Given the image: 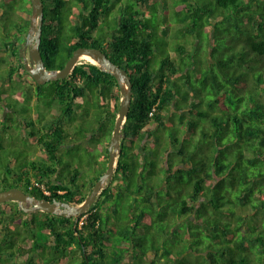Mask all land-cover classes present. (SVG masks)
I'll use <instances>...</instances> for the list:
<instances>
[{"label":"trees","instance_id":"trees-1","mask_svg":"<svg viewBox=\"0 0 264 264\" xmlns=\"http://www.w3.org/2000/svg\"><path fill=\"white\" fill-rule=\"evenodd\" d=\"M70 1L43 0V60L59 70L77 48L96 47L127 70L133 97L121 153L112 180L83 215L29 213L16 201L0 209V264H264V0H161L160 8L159 0ZM4 5L23 13L12 29L15 39L0 43V64L12 65L0 66V90L23 77L19 37L32 16L31 0H0ZM169 6L176 34L211 41L205 61L191 60L180 45L173 58L152 64L159 27L149 14L164 17L168 34ZM30 77L36 87L28 94L31 105L52 86L51 121L41 127L46 118L40 116L22 122L46 156L20 159L10 143L4 158L9 146L0 141V190L18 187L38 199L80 205L107 170L122 97L118 82L90 61L50 83ZM4 106L0 134L15 119ZM175 115L178 124H168ZM183 134L190 143L178 142ZM165 138H173L172 149L160 147ZM95 148L99 171L89 176L91 164L81 153ZM122 207L129 209L125 220ZM183 225L186 247L172 255L171 247L156 245L160 237L167 241L166 228L176 237ZM129 254L133 261L126 262Z\"/></svg>","mask_w":264,"mask_h":264},{"label":"rangeland","instance_id":"rangeland-1","mask_svg":"<svg viewBox=\"0 0 264 264\" xmlns=\"http://www.w3.org/2000/svg\"><path fill=\"white\" fill-rule=\"evenodd\" d=\"M74 0H71L70 3L73 4ZM161 0H159V2H156L157 7L160 8L163 6L164 2H162L161 5ZM168 2L171 4V2H173L172 0H168ZM169 11L168 14H166V20L167 22H171L169 24L170 27V32H168V34H166L163 31V27L164 26V17L160 14L155 15V11H152V13L149 14V16L155 20V23L158 25L159 30L158 33L156 35V39L154 40L156 42L155 44V53L153 55V59H152V64H154V66L159 67L162 59L165 56H170V57H174L177 54V48L180 45H183L186 47V50H188L190 53H187V57L191 58V60H199L201 62L205 61L204 60V56H206L207 53L210 52L209 49L212 48V44H210V40H206L208 39L207 36H204L202 39H198L190 34L188 35H184V33H178L176 34V29H177V25L176 22H174V20L176 19V16H174V12H173V8L171 6L168 7ZM167 9V10H168ZM162 10V8H161ZM17 14L19 15H15L14 11L12 10V7H9V5H4L2 7H0V43L3 45L5 43H7L8 41L14 40L15 39V33L16 30L12 31V29L15 27V20H20L21 19V14L23 13V9H16ZM32 17V16H31ZM171 18H174L173 20ZM23 21V20H22ZM21 21V22H22ZM103 29L105 30V32L107 34H111L113 32V30L109 27V26H105L103 27ZM30 30L27 29V33L24 36L25 33H21L22 35H20L19 39H22L21 41V46L23 47L26 44V40H27V36H28V32ZM26 31V30H25ZM23 31V32H25ZM157 32V31H156ZM23 37V38H22ZM205 40V41H204ZM224 40L225 39H221L218 41V49L219 50H223L224 49ZM202 41H204L202 43ZM200 44V45H198ZM198 46V47H197ZM11 51H7L6 50H2V54L1 56H5L7 58H11ZM16 59V58H15ZM190 60V59H189ZM190 60V61H191ZM262 60V59H261ZM10 61V60H9ZM86 61H82V63L87 62ZM24 63V62H23ZM10 64V63H9ZM15 64L17 65V61H15ZM1 69L6 70L9 66L12 65H8L6 66V64L2 63L0 64ZM19 74L23 75V77H19V80H16L13 86V89H4L6 91H8L9 93H12V97L9 93H0L2 95L1 97V101H0V118L2 119L4 117L5 114H7V111L5 110V106L6 104H9L12 107V112L14 113V121L11 122V128L8 130L2 129V133L0 134V141L1 142H6L8 143V149L5 150L3 152V156L4 158H6L8 156V152L9 150H11L10 147V143L12 144V150L13 153L16 154L15 156L19 157L20 159H25L29 156L30 159L33 158H42L45 157V152L43 151V149L41 148L40 145H38L37 141L35 140V138H33L31 135L32 133V128H27L24 127L22 125L29 120L30 118H35L36 120L42 117V118H46V120H38L39 123L37 124V126L41 127L42 124L51 121V116L52 113L49 110L48 107V102H49V97H50V93L52 91V86L51 84L47 85V88L45 89L44 95L41 96V100L40 102H36V104L31 105V102H29V97L28 94H35V85L34 87H32V78L30 77V75H28V73L24 70V68H22L21 66H19ZM4 74V73H3ZM1 75V78L4 79V75ZM22 80V81H21ZM50 83V82H49ZM0 85H2L1 81H0ZM4 90H0L4 91ZM37 99V98H36ZM44 115V117H43ZM185 116L189 117V114H186ZM188 117L186 119H188ZM35 120V121H36ZM180 120L179 115H175L173 120H171V122H169L168 124H172L174 126H176V124H178ZM1 123V122H0ZM37 123V121H36ZM91 126V124H90ZM171 126V125H169ZM169 131L171 129H168ZM1 131V130H0ZM166 131V129H162L161 132ZM2 135V136H1ZM173 138L169 139V138H165L163 141H161L160 143V147L161 148H166V147H171L172 149V140ZM178 142L180 143H190L191 141L189 140H185L184 139V134L183 135H178L177 137ZM162 149V150H163ZM85 153H81V157H84L87 160H89L91 166L88 169V173L89 176L94 175L96 172L99 171V169H96L94 167V163L97 159V156L99 155V151L97 150V148H95L94 150L92 149V153H87L86 151H84ZM19 153V155H18ZM172 156H175L174 160L176 161L177 159L180 161L179 156L174 153ZM78 158V157H77ZM76 158V159H77ZM15 163H17V161L15 159H13ZM88 162V161H87ZM164 167H166L165 164L162 165L161 169L163 170ZM162 172H160L159 174L161 175ZM109 203L113 204L112 199L109 201ZM115 203V202H114ZM11 206V204H9V202H5L3 204H0V209H9ZM25 206H29V204H25ZM129 212L128 207H122L119 210V215L122 217V220H125L127 214ZM125 224V223H124ZM128 225L125 224L124 227H127ZM167 226H165L162 230V232L165 230ZM185 229L187 230L186 225H183V227H181L179 233H177V236L174 237L172 231H168L167 228L164 232H166L165 237L163 239H166L167 241H162L161 237L159 239H157L156 245H161L163 246L165 249L166 248H170L172 249V255L175 254V250L178 248L179 250L183 247H186V245L183 243L185 241L184 237V233H185ZM168 233V234H167ZM170 233V235H169ZM158 243V244H157ZM189 245V242H188ZM192 256H189V258L191 259ZM194 260H192L194 263L197 261V257H192ZM221 261H223L222 258H220ZM129 261H133V256L132 254L127 255L126 257V262ZM10 264H13V261H9ZM8 264V263H7Z\"/></svg>","mask_w":264,"mask_h":264},{"label":"water","instance_id":"water-1","mask_svg":"<svg viewBox=\"0 0 264 264\" xmlns=\"http://www.w3.org/2000/svg\"><path fill=\"white\" fill-rule=\"evenodd\" d=\"M32 17L30 20V30L28 32L26 44L20 48V59L24 61L25 69L38 84H45L54 79H63L68 77L76 65L82 64L80 58L86 54L96 59L97 65L103 71H108L116 78L120 92L121 101L112 138L108 145L109 160L107 170L95 183L92 191L80 205H72L62 200L53 199L52 201L35 196L23 191L18 187L7 190H0V204L9 201L18 202L23 211L33 213L37 210L61 214L67 217L83 215L95 203L99 194L104 190L112 180L118 164V158L121 153V130L127 119L133 97V83L127 70L114 63L111 58L102 50L96 47L82 46L74 50L73 55L67 61L64 68L59 70H50L46 67L43 60L40 45L42 41V26L44 19L43 0H31ZM29 204V206H25Z\"/></svg>","mask_w":264,"mask_h":264},{"label":"bare ground","instance_id":"bare-ground-1","mask_svg":"<svg viewBox=\"0 0 264 264\" xmlns=\"http://www.w3.org/2000/svg\"><path fill=\"white\" fill-rule=\"evenodd\" d=\"M86 60H88V61H90V62H92L94 64L97 62L95 58H93V57H91L89 55H86V54L82 55L81 58H80V61L82 62V61H86Z\"/></svg>","mask_w":264,"mask_h":264},{"label":"built area","instance_id":"built-area-1","mask_svg":"<svg viewBox=\"0 0 264 264\" xmlns=\"http://www.w3.org/2000/svg\"><path fill=\"white\" fill-rule=\"evenodd\" d=\"M36 185H37V186H40L39 183H36ZM41 187L44 189V192H45L46 194H50V191H49V190H46L45 187H44L43 185H42Z\"/></svg>","mask_w":264,"mask_h":264},{"label":"clouds","instance_id":"clouds-1","mask_svg":"<svg viewBox=\"0 0 264 264\" xmlns=\"http://www.w3.org/2000/svg\"><path fill=\"white\" fill-rule=\"evenodd\" d=\"M24 62V61H23ZM87 62H89V61H87ZM85 63V62H84ZM26 70V69H25ZM27 72V71H26Z\"/></svg>","mask_w":264,"mask_h":264},{"label":"flooded vegetation","instance_id":"flooded-vegetation-1","mask_svg":"<svg viewBox=\"0 0 264 264\" xmlns=\"http://www.w3.org/2000/svg\"><path fill=\"white\" fill-rule=\"evenodd\" d=\"M20 48H23V47H20Z\"/></svg>","mask_w":264,"mask_h":264}]
</instances>
